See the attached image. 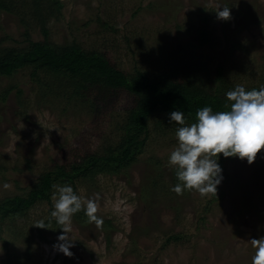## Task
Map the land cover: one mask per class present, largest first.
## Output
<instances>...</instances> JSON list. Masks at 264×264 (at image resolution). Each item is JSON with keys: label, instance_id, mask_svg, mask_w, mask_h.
I'll return each instance as SVG.
<instances>
[{"label": "rangeland", "instance_id": "374dc122", "mask_svg": "<svg viewBox=\"0 0 264 264\" xmlns=\"http://www.w3.org/2000/svg\"><path fill=\"white\" fill-rule=\"evenodd\" d=\"M57 1L41 7L45 35L31 18L27 25L0 12L2 46H26L27 30L29 42L98 52L127 75L136 69L175 71L185 81L183 72L193 70L189 80L200 94H215L222 83L264 85V0ZM222 6L230 8V19L218 17ZM43 93L29 67L0 74V201L26 195L56 164L112 151L133 104L124 90L94 107ZM147 126L141 152L129 166L76 184L79 195L96 200V215L113 229L107 233L95 222L72 218L73 255H64L54 247L63 230L50 216L53 187L50 202L37 201L25 213L0 220V264H252L251 239L264 237V149L251 164L219 155L223 179L216 195L195 190L177 195L168 156L177 146L178 125L157 112ZM41 220L50 229L35 226Z\"/></svg>", "mask_w": 264, "mask_h": 264}, {"label": "trees", "instance_id": "16d2710c", "mask_svg": "<svg viewBox=\"0 0 264 264\" xmlns=\"http://www.w3.org/2000/svg\"><path fill=\"white\" fill-rule=\"evenodd\" d=\"M45 1L48 2L0 0V12L14 15L20 23L26 21L24 24L27 25L31 18L45 35L47 30L42 22L45 16L41 9ZM54 2L58 3L53 0L51 7H54ZM28 14L32 17H28ZM205 21L206 17L204 25ZM23 36V41L28 44L22 48L2 46L4 38L0 39V74L8 75L18 68L29 67L31 79L43 94L62 96L67 102L75 100L90 103L94 107L97 101L102 103L104 99H110L124 90L133 97V104L126 110L122 135L112 151L106 149V154L103 155L89 153L67 166L54 165L38 177L26 195H14L0 201V220L25 213L37 201L50 202L51 190L55 184H69L75 191L77 183L93 180L96 175L119 173L135 161L141 152L146 140L147 119L154 113L169 116L178 109L185 113L187 122L192 123L197 110L204 106H211L214 111L229 110L224 104H229L225 93L231 87L222 83L215 86V94H200L199 86L189 80L194 74L193 70L190 74L183 72L187 78L185 81H178L175 71L160 75L136 69L134 74L127 75L98 52L85 51L73 44L56 46L42 41L29 42L27 30ZM199 38L202 44L207 41L204 26L199 30ZM220 72L222 66L217 67L215 79H221ZM155 184L153 181L150 186ZM73 219L78 224L89 222L83 210L76 213ZM100 226L107 233L109 229H113L110 221L105 219Z\"/></svg>", "mask_w": 264, "mask_h": 264}, {"label": "clouds", "instance_id": "9594fccd", "mask_svg": "<svg viewBox=\"0 0 264 264\" xmlns=\"http://www.w3.org/2000/svg\"><path fill=\"white\" fill-rule=\"evenodd\" d=\"M219 18L228 20L229 7H220ZM229 110L214 111L211 106L197 110L195 120L187 123L181 110L169 114L170 122L178 127L175 132L177 146L169 153L168 164L176 169L177 183L172 191L182 195L186 190L198 191L201 196L217 193L221 183L222 168L218 162L223 157L246 158L249 164L256 159L257 153L264 149V85L248 89L236 85L225 93ZM54 206L50 216L63 231L55 244L60 252L72 256L70 238L73 216L84 211L90 222L99 227L103 219L96 215L98 205L95 199H85L74 191L69 184L54 185ZM35 226L50 229L44 220ZM255 249L252 264H264V237L251 239Z\"/></svg>", "mask_w": 264, "mask_h": 264}]
</instances>
